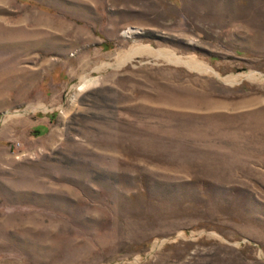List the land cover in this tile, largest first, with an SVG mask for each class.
<instances>
[{
  "label": "rangeland",
  "instance_id": "obj_1",
  "mask_svg": "<svg viewBox=\"0 0 264 264\" xmlns=\"http://www.w3.org/2000/svg\"><path fill=\"white\" fill-rule=\"evenodd\" d=\"M0 264H264V0H0Z\"/></svg>",
  "mask_w": 264,
  "mask_h": 264
},
{
  "label": "bare ground",
  "instance_id": "obj_2",
  "mask_svg": "<svg viewBox=\"0 0 264 264\" xmlns=\"http://www.w3.org/2000/svg\"><path fill=\"white\" fill-rule=\"evenodd\" d=\"M88 85H89V84H88ZM85 86H86V84H84L82 88H85ZM86 87H87V86H86Z\"/></svg>",
  "mask_w": 264,
  "mask_h": 264
}]
</instances>
